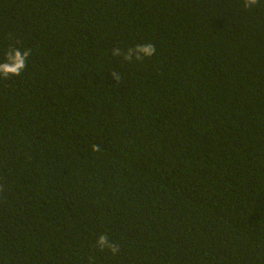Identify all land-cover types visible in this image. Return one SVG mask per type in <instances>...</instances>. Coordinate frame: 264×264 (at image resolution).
<instances>
[{
  "label": "trees",
  "instance_id": "obj_1",
  "mask_svg": "<svg viewBox=\"0 0 264 264\" xmlns=\"http://www.w3.org/2000/svg\"><path fill=\"white\" fill-rule=\"evenodd\" d=\"M9 46L0 264H264V0H0Z\"/></svg>",
  "mask_w": 264,
  "mask_h": 264
},
{
  "label": "clouds",
  "instance_id": "obj_2",
  "mask_svg": "<svg viewBox=\"0 0 264 264\" xmlns=\"http://www.w3.org/2000/svg\"><path fill=\"white\" fill-rule=\"evenodd\" d=\"M260 4V0H243V7L250 10ZM32 54L31 49H21L20 47L9 46L4 54V60L0 61V79L7 80L12 76H20L26 69L27 62ZM156 54V48L151 43L137 44L134 47H128L127 50L122 48H114L112 55L122 57L126 62L138 61L142 62L145 58H151ZM115 79H119V75L113 73ZM94 152H99V145H92ZM5 191L4 185H0V194ZM96 246L103 251L109 250L113 256L120 252V247L115 242L111 241L108 235L99 234L96 241Z\"/></svg>",
  "mask_w": 264,
  "mask_h": 264
}]
</instances>
